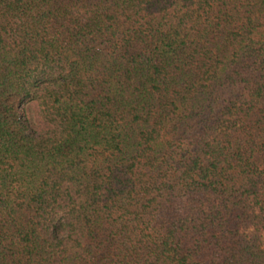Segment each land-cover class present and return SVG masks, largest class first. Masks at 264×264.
I'll use <instances>...</instances> for the list:
<instances>
[{"label":"trees","instance_id":"obj_1","mask_svg":"<svg viewBox=\"0 0 264 264\" xmlns=\"http://www.w3.org/2000/svg\"><path fill=\"white\" fill-rule=\"evenodd\" d=\"M0 264H264V0H0Z\"/></svg>","mask_w":264,"mask_h":264},{"label":"rangeland","instance_id":"obj_2","mask_svg":"<svg viewBox=\"0 0 264 264\" xmlns=\"http://www.w3.org/2000/svg\"><path fill=\"white\" fill-rule=\"evenodd\" d=\"M26 107H27V110H26L27 117L30 121V124L32 125L31 127L35 131H39L40 129H43L44 128L43 123L41 122V119L39 118L34 100L27 103Z\"/></svg>","mask_w":264,"mask_h":264}]
</instances>
